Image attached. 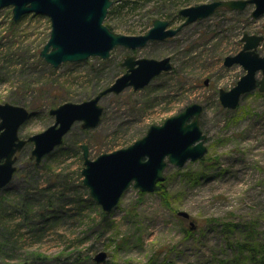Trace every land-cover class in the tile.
<instances>
[{
	"label": "rangeland",
	"instance_id": "rangeland-1",
	"mask_svg": "<svg viewBox=\"0 0 264 264\" xmlns=\"http://www.w3.org/2000/svg\"><path fill=\"white\" fill-rule=\"evenodd\" d=\"M126 1L113 0L116 12L105 25L143 35L155 19L176 27L179 9L215 0H151L121 9ZM252 9H221L172 38L57 68L40 58L52 30L49 17L29 14L15 22L12 7L0 9V103L30 111L23 139L54 124L51 109L109 87L125 73L127 56L173 59V69L145 88L104 96L101 123L89 130L76 123L40 164L32 158L34 143L18 153L17 171L0 191V264H264V94L248 93L235 110L219 99L220 90L232 89L246 73L225 59L242 50L244 34L264 36V15L254 19ZM258 51L264 56L263 47ZM192 103L204 108L206 155L182 168L169 165L159 192L131 186L104 212L83 184L82 145L91 159L128 147ZM101 252L107 259L98 263Z\"/></svg>",
	"mask_w": 264,
	"mask_h": 264
},
{
	"label": "water",
	"instance_id": "water-1",
	"mask_svg": "<svg viewBox=\"0 0 264 264\" xmlns=\"http://www.w3.org/2000/svg\"><path fill=\"white\" fill-rule=\"evenodd\" d=\"M112 5L113 0H0V9L12 7L15 22L29 14L49 17L52 30L40 58L54 68L92 57L108 59L117 47L137 50L150 42L172 38L185 26L204 20L220 9L244 11L252 7V18L264 15V0H215L181 9L179 13L185 21L177 28H169L168 20L155 19L147 33L125 35L105 25ZM241 41L242 50L228 56L224 64L227 67L240 65L246 73L232 89H222L219 94L223 107L230 110L237 109L248 93L255 90L264 93V56L258 51L264 48V36L246 33ZM121 65L125 73L109 87L87 101L66 102L51 109L54 124L27 139L20 137V129L30 118V111L23 106L0 103V191L12 181L17 171L18 153L28 143H34L32 158L40 164L45 156L64 143L65 136L76 123H81L86 130L101 123L104 107L100 102L104 96L120 94L127 88L141 90L173 69L170 56L153 59L129 55ZM259 73L261 78H258ZM203 109L201 104L192 103L163 124L150 126L146 135L130 146L103 153L96 159L90 158L89 146L83 144V184L89 189L91 198L109 213L131 186L142 193H153L159 183L166 181L165 170L169 165L182 168L188 161L201 160L208 151L207 136L200 122ZM178 215L190 219L187 212ZM106 259L104 252L95 257L98 263Z\"/></svg>",
	"mask_w": 264,
	"mask_h": 264
},
{
	"label": "trees",
	"instance_id": "trees-1",
	"mask_svg": "<svg viewBox=\"0 0 264 264\" xmlns=\"http://www.w3.org/2000/svg\"><path fill=\"white\" fill-rule=\"evenodd\" d=\"M147 1H151V0H128V1L124 2L123 4H121L120 8H121V9H122V8L124 9V7L128 6V7L132 8V9H135V8L138 7L141 3L143 4V3L147 2ZM120 11H121V10H120ZM115 12H116V11L113 10L112 8H111L110 11H109L110 14L115 13ZM161 186H162V183H159V184H158V187H157V189H156L155 192H159V191L161 190Z\"/></svg>",
	"mask_w": 264,
	"mask_h": 264
},
{
	"label": "flooded vegetation",
	"instance_id": "flooded-vegetation-1",
	"mask_svg": "<svg viewBox=\"0 0 264 264\" xmlns=\"http://www.w3.org/2000/svg\"><path fill=\"white\" fill-rule=\"evenodd\" d=\"M187 7H189V6H187ZM183 8H185V7H183ZM183 8H181V9H183ZM181 9H179V10L176 12V16H177V17L179 16V17L181 18V20H182L181 24H182V23L185 21V18L182 17V16L180 15V13H179ZM220 10H221V9H220ZM224 10H225V9H224ZM218 11H219V10H218ZM226 11H227V10H226ZM216 12H217V11H216ZM216 12H215V13H216ZM215 13H214V14H215ZM165 20H167V19H165ZM168 21H169V23H170L169 28H170V27H171V28H177L178 26L181 25V24H180V25L174 27L172 21H170V20H168ZM242 37H243V36H242ZM241 39H242V38H241ZM154 42H155V41H154ZM241 42H242V41H241ZM131 51H134V50H131ZM170 57H171V56H170ZM171 58H172V57H171ZM172 64H173V59H172ZM206 81H207V80H206ZM206 81H205V84H206ZM207 84H208V83H207ZM207 84H206V85H207ZM263 94H264V93H263Z\"/></svg>",
	"mask_w": 264,
	"mask_h": 264
}]
</instances>
